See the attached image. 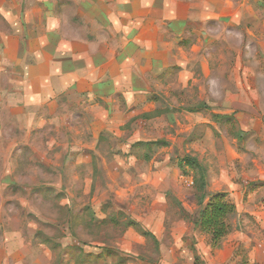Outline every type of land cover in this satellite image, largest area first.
I'll return each mask as SVG.
<instances>
[{
    "label": "rangeland",
    "instance_id": "rangeland-1",
    "mask_svg": "<svg viewBox=\"0 0 264 264\" xmlns=\"http://www.w3.org/2000/svg\"><path fill=\"white\" fill-rule=\"evenodd\" d=\"M128 5L61 81L0 13V264H264V0ZM217 195L235 213L211 249Z\"/></svg>",
    "mask_w": 264,
    "mask_h": 264
},
{
    "label": "crops",
    "instance_id": "crops-1",
    "mask_svg": "<svg viewBox=\"0 0 264 264\" xmlns=\"http://www.w3.org/2000/svg\"><path fill=\"white\" fill-rule=\"evenodd\" d=\"M128 3L130 0H0V13L16 21L9 36L12 51L26 54L33 70L49 69L56 75L52 80L61 81L64 78L55 70L61 67V60H77L75 54L82 50L96 51L100 29L97 16L102 5L112 6L113 20L129 22Z\"/></svg>",
    "mask_w": 264,
    "mask_h": 264
},
{
    "label": "trees",
    "instance_id": "trees-1",
    "mask_svg": "<svg viewBox=\"0 0 264 264\" xmlns=\"http://www.w3.org/2000/svg\"><path fill=\"white\" fill-rule=\"evenodd\" d=\"M181 167H189L195 172L194 185L199 194L200 200L205 198L207 188V177L205 168L194 158L185 157L180 162ZM235 208L232 204L225 201L223 195L213 197L210 202L201 210L200 226L203 232L209 235V245L211 249H216L221 241L229 233V218L234 215ZM144 236L154 239L151 234L141 232Z\"/></svg>",
    "mask_w": 264,
    "mask_h": 264
}]
</instances>
